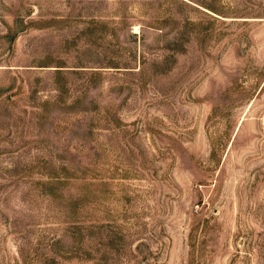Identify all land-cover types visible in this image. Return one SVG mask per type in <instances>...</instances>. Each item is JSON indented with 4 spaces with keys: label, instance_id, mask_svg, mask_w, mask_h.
Here are the masks:
<instances>
[{
    "label": "rangeland",
    "instance_id": "rangeland-1",
    "mask_svg": "<svg viewBox=\"0 0 264 264\" xmlns=\"http://www.w3.org/2000/svg\"><path fill=\"white\" fill-rule=\"evenodd\" d=\"M0 264H264V0H0Z\"/></svg>",
    "mask_w": 264,
    "mask_h": 264
}]
</instances>
